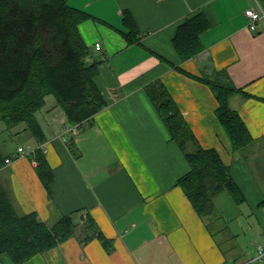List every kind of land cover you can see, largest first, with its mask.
Wrapping results in <instances>:
<instances>
[{"label": "crops", "instance_id": "obj_1", "mask_svg": "<svg viewBox=\"0 0 264 264\" xmlns=\"http://www.w3.org/2000/svg\"><path fill=\"white\" fill-rule=\"evenodd\" d=\"M70 3L94 16L79 23V30L91 48L87 62L99 63L96 82L107 106L81 126L55 113V105L43 121L37 116L54 175L50 191L30 159L41 145L33 136L31 149L23 148L25 156L18 155L20 145L5 153L0 149V179L21 212L34 211L51 225L79 210L80 222L92 218L112 240V250L98 237L87 239L77 233L23 263L0 254V264H245L252 260L237 261L234 254L229 262L217 236L177 184L189 171V163L146 86L161 79L202 146L215 148L230 168L245 202L248 193L259 196L257 202L263 200L264 182L253 163L264 174V18L253 30L244 12L249 7L264 10V0ZM124 10L135 17L140 43L125 39ZM199 11L210 22L201 36L204 50L182 60L173 36L183 20ZM202 76L243 88L230 101L255 138L247 148L233 150L216 115L217 97L198 78Z\"/></svg>", "mask_w": 264, "mask_h": 264}, {"label": "trees", "instance_id": "obj_2", "mask_svg": "<svg viewBox=\"0 0 264 264\" xmlns=\"http://www.w3.org/2000/svg\"><path fill=\"white\" fill-rule=\"evenodd\" d=\"M70 1L0 0V121L8 128L25 123V130L41 144L30 153V159L37 160V173L49 191L54 175L42 148L46 134L37 117L47 97H55V107L63 109L69 124L80 126L108 103L96 82L99 63L87 62L91 48L79 30V23L94 16L72 6ZM123 23L128 28L124 32L127 42L140 43L139 27L129 10L123 11ZM209 27V19L200 11L178 25L172 40L182 60L204 50L201 36ZM198 78L217 97L216 115L231 139L233 150L247 148L255 138L230 101L234 94L243 93V88L230 81ZM146 91L189 163V171L177 184L209 227L207 218L216 212L217 195L227 191L238 205L246 197L219 152L202 146L165 83L156 79L146 86ZM70 147L73 150L74 145ZM260 205L264 206V198ZM77 212L48 225L34 211L21 212L0 179V254L7 253L15 263H23L77 233L86 234L87 239L98 237L107 250H112V240L98 230L93 219L77 222ZM210 230L217 236L216 231ZM245 264L255 263L249 260Z\"/></svg>", "mask_w": 264, "mask_h": 264}, {"label": "rangeland", "instance_id": "obj_3", "mask_svg": "<svg viewBox=\"0 0 264 264\" xmlns=\"http://www.w3.org/2000/svg\"><path fill=\"white\" fill-rule=\"evenodd\" d=\"M55 104V97L49 95L46 99V105L37 113V116L41 117V121H43L42 116H47L50 108ZM54 108H56L55 113H62L64 116L65 113L61 107ZM25 126V123H20L17 126L8 128L4 121H0V149L4 153L7 150H13L18 145L25 149H31L32 145L29 138L32 134L29 130H25ZM76 149L74 147L73 151L77 155L79 151ZM262 161H264V157H262ZM253 166L256 167V175L264 182V174L254 163ZM258 198L259 196L256 194L248 193V200L240 205L233 202L227 191L220 193L215 198L216 212L214 216H211L212 218H207V221L209 228L216 231L220 247L224 252L227 250L229 262L234 254L238 256L240 262L254 258L258 254L257 244L264 240V229H262V226H264V212L263 209L261 210L264 206L260 205L262 200L257 202ZM258 208L260 209L259 214L257 212ZM80 212L75 215L77 222H80ZM257 214L261 226L258 223ZM222 228H226V231L222 232ZM230 233H233L234 236L230 237ZM254 263L264 264V257L261 260L254 261Z\"/></svg>", "mask_w": 264, "mask_h": 264}, {"label": "built area", "instance_id": "obj_4", "mask_svg": "<svg viewBox=\"0 0 264 264\" xmlns=\"http://www.w3.org/2000/svg\"><path fill=\"white\" fill-rule=\"evenodd\" d=\"M244 13L249 20L250 28L253 30L256 29L257 22L260 19L264 18V10L260 7H249L245 10ZM99 46H100V44H97V47H99ZM73 130L76 132V128ZM42 148L44 151L46 150L45 144H42ZM18 155L19 156H25V154L23 152V147L18 148ZM31 161L35 166L37 165L36 159H31ZM7 162L9 163L10 160H7ZM257 253H258L257 256L254 257L251 261L261 260L264 257V240L257 244Z\"/></svg>", "mask_w": 264, "mask_h": 264}]
</instances>
